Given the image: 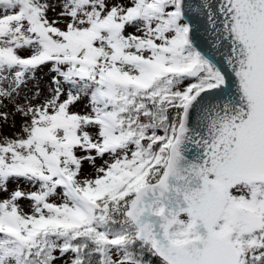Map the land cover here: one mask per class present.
Returning <instances> with one entry per match:
<instances>
[{
	"label": "snow or ice",
	"instance_id": "snow-or-ice-1",
	"mask_svg": "<svg viewBox=\"0 0 264 264\" xmlns=\"http://www.w3.org/2000/svg\"><path fill=\"white\" fill-rule=\"evenodd\" d=\"M0 264H264V0H0Z\"/></svg>",
	"mask_w": 264,
	"mask_h": 264
}]
</instances>
